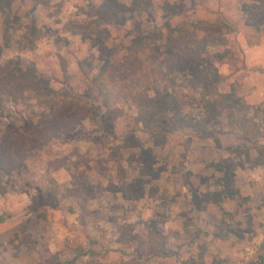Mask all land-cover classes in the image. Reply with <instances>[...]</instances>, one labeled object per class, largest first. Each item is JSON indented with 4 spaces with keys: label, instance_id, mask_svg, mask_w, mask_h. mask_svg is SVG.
<instances>
[{
    "label": "rangeland",
    "instance_id": "obj_1",
    "mask_svg": "<svg viewBox=\"0 0 264 264\" xmlns=\"http://www.w3.org/2000/svg\"><path fill=\"white\" fill-rule=\"evenodd\" d=\"M2 217L0 264H264V0H0Z\"/></svg>",
    "mask_w": 264,
    "mask_h": 264
},
{
    "label": "trees",
    "instance_id": "obj_2",
    "mask_svg": "<svg viewBox=\"0 0 264 264\" xmlns=\"http://www.w3.org/2000/svg\"><path fill=\"white\" fill-rule=\"evenodd\" d=\"M187 37V39L189 40V37L188 36H185V38ZM190 40H192L190 38ZM188 41V45L191 46L190 42L192 41ZM196 43V42H195ZM204 47V46H203ZM203 47L201 46L200 48L203 49ZM200 48H197V49H200ZM184 65L183 61H179L176 68H175V71L179 72V75H181L182 73L179 71L180 68H182ZM182 72H184V70H182ZM175 73V72H174ZM207 96H206V100L203 102V107H204V112H203V115H202V118L200 119L199 123H198V131L196 133H202L204 137H208L209 134H210V126L212 124V122L216 119H219L222 112L225 110V109H228V106L227 105H224L223 102H213L211 100H209V95L210 93H212L213 89L209 88L207 90ZM216 95V94H215ZM176 96V94H175ZM180 107H181V112H182V106H180V104L176 101V100H173L170 104V106H165V110H167V112H169L168 114H173V115H176L177 113H179L180 111ZM168 114L166 113L165 115L170 118L168 116ZM186 117V114H183L181 113V120L184 122L187 120ZM172 121L174 123H178L177 119L171 117ZM219 122H217L216 124H218ZM36 129V128H35ZM37 130V129H36ZM5 220L4 217L0 218V222H3ZM57 264H60V263H57Z\"/></svg>",
    "mask_w": 264,
    "mask_h": 264
}]
</instances>
